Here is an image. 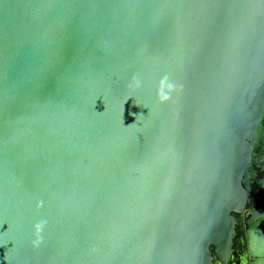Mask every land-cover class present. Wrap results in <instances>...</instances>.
<instances>
[{
  "label": "water",
  "instance_id": "water-1",
  "mask_svg": "<svg viewBox=\"0 0 264 264\" xmlns=\"http://www.w3.org/2000/svg\"><path fill=\"white\" fill-rule=\"evenodd\" d=\"M0 264H264V0H0Z\"/></svg>",
  "mask_w": 264,
  "mask_h": 264
},
{
  "label": "clouds",
  "instance_id": "clouds-1",
  "mask_svg": "<svg viewBox=\"0 0 264 264\" xmlns=\"http://www.w3.org/2000/svg\"><path fill=\"white\" fill-rule=\"evenodd\" d=\"M137 87H140V83L139 82H137ZM168 87L169 88H172L173 86L172 85H168ZM158 90H159V100L161 101V102H164V101H166L167 99H169V93L168 92H166L165 91V86L163 85V84H160L159 86H158ZM130 98V97H129ZM128 100V99H127ZM126 100V101H127ZM125 101V102H126ZM146 108V107H145ZM130 126H132V125H130ZM129 126V127H130ZM39 227V226H38Z\"/></svg>",
  "mask_w": 264,
  "mask_h": 264
}]
</instances>
